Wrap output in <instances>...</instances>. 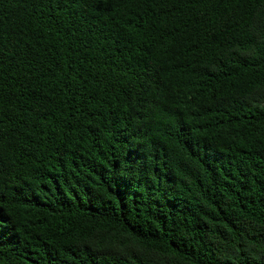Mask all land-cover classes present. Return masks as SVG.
I'll use <instances>...</instances> for the list:
<instances>
[{"label": "trees", "instance_id": "16d2710c", "mask_svg": "<svg viewBox=\"0 0 264 264\" xmlns=\"http://www.w3.org/2000/svg\"><path fill=\"white\" fill-rule=\"evenodd\" d=\"M0 264H264V0H0Z\"/></svg>", "mask_w": 264, "mask_h": 264}]
</instances>
